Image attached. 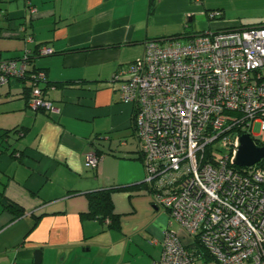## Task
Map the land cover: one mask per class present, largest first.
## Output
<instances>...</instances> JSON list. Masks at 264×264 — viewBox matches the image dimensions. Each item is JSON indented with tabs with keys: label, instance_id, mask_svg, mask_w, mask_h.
Returning a JSON list of instances; mask_svg holds the SVG:
<instances>
[{
	"label": "crops",
	"instance_id": "obj_1",
	"mask_svg": "<svg viewBox=\"0 0 264 264\" xmlns=\"http://www.w3.org/2000/svg\"><path fill=\"white\" fill-rule=\"evenodd\" d=\"M236 1L31 0L32 14L26 0H0V59L29 55L60 110L28 106L31 79L0 88V264H35L36 251L40 264H157L170 218L143 182L134 105L113 77L148 40L264 22L228 16ZM45 46L53 53L41 55ZM96 150L93 171L85 156ZM121 186L129 188L112 192L115 227L84 217L89 192ZM2 192L22 216L4 208Z\"/></svg>",
	"mask_w": 264,
	"mask_h": 264
},
{
	"label": "built area",
	"instance_id": "obj_2",
	"mask_svg": "<svg viewBox=\"0 0 264 264\" xmlns=\"http://www.w3.org/2000/svg\"><path fill=\"white\" fill-rule=\"evenodd\" d=\"M30 63L29 55L0 59V88L31 79L28 106L58 113L41 86L46 72ZM113 80L121 100L134 105L143 182L170 218L157 264H264V159L252 167L235 163L240 137L256 142V123L264 133V22L208 30L186 42L148 40ZM102 158L90 152L86 166L95 171Z\"/></svg>",
	"mask_w": 264,
	"mask_h": 264
},
{
	"label": "trees",
	"instance_id": "obj_3",
	"mask_svg": "<svg viewBox=\"0 0 264 264\" xmlns=\"http://www.w3.org/2000/svg\"><path fill=\"white\" fill-rule=\"evenodd\" d=\"M31 62V59H30ZM32 91V87H30L28 98L30 92ZM256 144L258 146H264V142L260 139H256ZM97 153H101L100 151L96 150ZM141 155V153H140ZM142 159V156H141ZM260 165L264 166V162ZM129 187H112L106 188L101 190H96L93 192L88 193V200H89V211L88 213L84 214V217H93L98 218L101 221H105L107 218L111 219V224L109 226H114L118 221V215L114 212V203L112 199V192L116 190L128 189ZM3 197V205L4 208L12 213H14L15 217H20L23 215L22 208L18 207L15 203L10 202L5 194L2 192Z\"/></svg>",
	"mask_w": 264,
	"mask_h": 264
},
{
	"label": "water",
	"instance_id": "obj_4",
	"mask_svg": "<svg viewBox=\"0 0 264 264\" xmlns=\"http://www.w3.org/2000/svg\"><path fill=\"white\" fill-rule=\"evenodd\" d=\"M264 159V146H258L249 134H243L239 139V149L235 163L240 167H252ZM40 251H36L35 264L41 263Z\"/></svg>",
	"mask_w": 264,
	"mask_h": 264
},
{
	"label": "rangeland",
	"instance_id": "obj_5",
	"mask_svg": "<svg viewBox=\"0 0 264 264\" xmlns=\"http://www.w3.org/2000/svg\"><path fill=\"white\" fill-rule=\"evenodd\" d=\"M236 2L237 3H227L226 6L229 7V11L227 12L228 16L232 15L233 17H243L245 15V18L247 19L260 17L264 18V0H237ZM213 12L222 13V11L220 10L211 11L210 13ZM218 17L220 16H217V18ZM209 20L211 23L215 22L214 20ZM214 29L216 30V28ZM254 133L259 135L258 139L262 140L264 138V133H262L259 123H256L254 125Z\"/></svg>",
	"mask_w": 264,
	"mask_h": 264
}]
</instances>
